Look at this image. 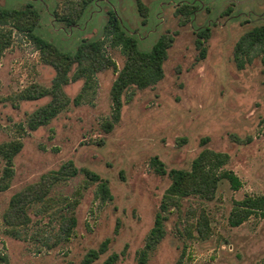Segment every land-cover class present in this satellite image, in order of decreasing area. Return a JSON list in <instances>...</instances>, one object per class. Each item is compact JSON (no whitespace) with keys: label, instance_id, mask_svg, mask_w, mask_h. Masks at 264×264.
Masks as SVG:
<instances>
[{"label":"rangeland","instance_id":"374dc122","mask_svg":"<svg viewBox=\"0 0 264 264\" xmlns=\"http://www.w3.org/2000/svg\"><path fill=\"white\" fill-rule=\"evenodd\" d=\"M139 1L141 10L137 0H0L2 9L34 11L33 35L62 53L73 55L82 42L102 40L104 54L118 70L125 57L103 37L109 12L141 51L151 50L164 34L173 37L163 79L147 89L126 90L118 122L112 123L110 98L116 74L108 68L83 92V80L66 85L70 104L47 126L30 132L27 116L50 98L15 96L32 85L50 88L55 72L42 63L27 35L12 30L0 58V144L20 140L23 147L13 160L10 188L0 193V264H82L105 240L107 250L91 264H102L111 254L118 255L115 264H136L170 184L151 159L167 171L187 170L204 148L229 156L225 169L241 187L233 191L222 181L211 201L183 199L180 211L167 215L165 236L147 264H264V217L251 216L236 228L228 224L234 201L264 196V64L254 57L238 70L233 60L239 38L264 26V0ZM184 7L196 8L185 23L178 12ZM206 27L210 36L200 59L195 38ZM106 123L112 124L108 131ZM68 161L79 174L55 184L46 196L49 203L28 208L30 224L16 228L13 237L3 224L11 198ZM3 167L0 161V174ZM81 170L105 181L111 197L102 200L100 181H90ZM201 212L210 234L204 240L188 238L187 222L195 224ZM71 216L76 223L66 238L60 227Z\"/></svg>","mask_w":264,"mask_h":264},{"label":"trees","instance_id":"16d2710c","mask_svg":"<svg viewBox=\"0 0 264 264\" xmlns=\"http://www.w3.org/2000/svg\"><path fill=\"white\" fill-rule=\"evenodd\" d=\"M137 5L139 10L143 8L139 0H137ZM184 9L185 11L182 9L178 12L185 16L183 20L185 23L194 14L196 8L184 7ZM36 18V13L29 8L21 11L0 8V58L11 44V35L14 29L32 40L42 63L50 66L55 72L50 88L45 89L32 85L15 96V99L23 101L50 98L47 104L27 116L26 128L30 132L47 126L70 104V99L63 90L70 82L83 80L81 89L83 92L92 87L98 73L111 68L116 74L110 89L112 123H116L120 119L122 95L126 90L132 87L140 90L147 89L163 79V66L173 42V37L169 35L160 36L151 50L141 51L138 49L136 40L121 30L115 13L109 12L103 37L108 38L113 47L120 48L125 57L123 67L118 70L115 63L104 54L102 40L82 42L73 55L62 53L52 44L33 35ZM209 36L210 30L207 27L196 34L195 47L199 51L198 58L200 59L205 57L204 43L209 39ZM254 57H260L262 64H264V26L253 27L245 32L234 47L233 60L238 70L244 69ZM78 98L79 96L73 100L75 104L78 103ZM111 128V123L105 124L106 131ZM24 130L22 126H19L21 134L25 132ZM22 147L23 144L20 140L0 144V161L4 165L0 174V193L10 188L14 177L13 160L20 153ZM228 161L229 156L226 153L215 152L207 148L202 149L197 154L187 170L171 169L167 171L165 165L156 157L151 159L150 164L156 169V172L161 176L167 175L170 184L163 193L159 210L155 214L153 226L147 234L145 245L136 257V264H147L149 253L165 236L164 222L167 220V215L172 209L179 212L183 199L195 197L200 200L211 201L222 181H227L233 191L239 190L241 187L239 179L232 171L225 169ZM81 171L90 181H100L97 194L102 200L111 197L107 183L102 181L97 174L88 170ZM79 172L74 164L68 161L61 165L57 171L41 176L39 182L14 195L3 216V224L11 230L9 233L15 237L16 228L30 224L31 219L27 214L28 208L36 203H42V205L45 202L49 203L46 196L50 189L60 181L64 182L76 177ZM190 214L194 216L193 212ZM251 216L264 217V196H247L241 201H234L228 217V224L232 228L239 227ZM75 223L76 220L73 216L63 219L60 230L62 234L66 235V238L69 237ZM187 224L188 238L204 240L210 234L209 221L203 212L199 214L195 224L189 225L188 222ZM108 242L105 240L98 249L88 251L82 264H91L97 260L107 250ZM117 260L118 255L111 254L102 264H115ZM0 261H4V258L0 257Z\"/></svg>","mask_w":264,"mask_h":264}]
</instances>
